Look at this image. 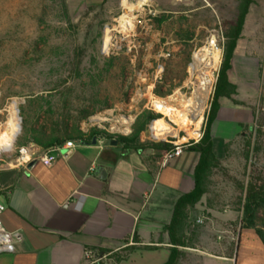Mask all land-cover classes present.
<instances>
[{
    "label": "rangeland",
    "instance_id": "rangeland-1",
    "mask_svg": "<svg viewBox=\"0 0 264 264\" xmlns=\"http://www.w3.org/2000/svg\"><path fill=\"white\" fill-rule=\"evenodd\" d=\"M240 1L0 0V196L32 158L53 148L37 140L54 131L65 136L66 124L72 134L76 127L87 135L97 128L128 136L137 118L151 110L161 118L142 136L146 142L196 143ZM246 29L264 64V0H254ZM205 75L213 80L206 90ZM159 102L185 110L192 121L171 120ZM260 108L262 120L264 103ZM160 120L170 126L167 133L159 130ZM260 174L264 137L248 130L211 174L208 201L239 211L245 195L240 185Z\"/></svg>",
    "mask_w": 264,
    "mask_h": 264
},
{
    "label": "crops",
    "instance_id": "crops-1",
    "mask_svg": "<svg viewBox=\"0 0 264 264\" xmlns=\"http://www.w3.org/2000/svg\"><path fill=\"white\" fill-rule=\"evenodd\" d=\"M228 77L235 93L220 98L211 125L221 161L227 147L257 128L264 94V64L253 52L246 25ZM106 141H82L58 154L51 167L26 164L0 196L1 231L13 247L0 253V264H166L175 250L178 264H264V243L243 227L242 212L210 204L208 194L190 209L185 244H173L169 227L175 207L196 185V148L185 146L180 156L164 162L162 151H125ZM89 252L102 261L89 259Z\"/></svg>",
    "mask_w": 264,
    "mask_h": 264
},
{
    "label": "trees",
    "instance_id": "trees-1",
    "mask_svg": "<svg viewBox=\"0 0 264 264\" xmlns=\"http://www.w3.org/2000/svg\"><path fill=\"white\" fill-rule=\"evenodd\" d=\"M253 4L254 0H241L234 20L229 22L228 25L229 30L226 33L227 42L224 49L223 61L217 78L211 108L207 116L206 127L201 140L197 143L193 142L191 144L200 153V159L195 171V189L193 192L180 198L175 207L174 217L169 227L172 242L177 246H183L185 244L183 240V232L189 219L190 209L198 204L203 196L208 193V180L213 171L220 167V160L214 152L211 125L219 110L220 98H231V96L235 93V88L229 81L228 71L231 68V60L233 58L234 51L242 36L247 16L249 15L250 8ZM64 8L67 12L66 5H64ZM262 103H264L263 99ZM260 111L261 108H259V112ZM159 118H161L160 115L151 110H145L137 118V121L133 126V132L128 136L114 135L97 128L92 129L87 135L82 134L78 129H76V127H73L75 132L72 134L71 132H68V124H66L64 126V130H66L65 136L59 137L56 131H54L52 134L44 136L42 139H38L37 143L44 149H48L58 145H63L67 141L71 140L92 143L94 139L101 137L107 140H117L119 145H121L125 151L133 150L137 152H146L151 149L165 153L174 148L170 142L149 144L142 137L148 130L151 122ZM256 131L259 139L264 137V119H258ZM21 145L23 144L21 143ZM240 187H242L241 189L245 193L244 199H241L243 200V206L239 209V211L242 212L243 227L255 230L264 243V177L262 174L252 176L246 186L240 185ZM4 193L5 191L2 194ZM102 252L106 253L108 250H103ZM179 258L180 253L175 250L166 264H178Z\"/></svg>",
    "mask_w": 264,
    "mask_h": 264
},
{
    "label": "built area",
    "instance_id": "built-area-1",
    "mask_svg": "<svg viewBox=\"0 0 264 264\" xmlns=\"http://www.w3.org/2000/svg\"><path fill=\"white\" fill-rule=\"evenodd\" d=\"M81 142L82 141H74V140L67 141L63 145L55 146L51 150L44 152L43 154L39 155L37 158H32L31 161H40L44 165L51 167L55 163L58 154H61V153H64L65 155L68 154L70 150L75 149L79 144H81ZM184 149H185V145H175L173 149L164 153V156H163L164 162H168L174 159L175 157L180 156L183 153ZM21 152L24 155L29 157V154L28 152H26L25 149H23ZM4 210H5V206L0 204V215ZM197 223L201 224L202 220L198 219ZM12 250H13V247L11 246L9 242L8 236L2 233L1 226H0V253L5 252V251L9 252ZM88 258L92 259L93 253L89 252ZM102 258L103 257L96 259V263L102 261Z\"/></svg>",
    "mask_w": 264,
    "mask_h": 264
},
{
    "label": "bare ground",
    "instance_id": "bare-ground-1",
    "mask_svg": "<svg viewBox=\"0 0 264 264\" xmlns=\"http://www.w3.org/2000/svg\"><path fill=\"white\" fill-rule=\"evenodd\" d=\"M211 49V48H210ZM209 52V51H207ZM210 54V53H209ZM208 54V55H209ZM209 58V57H208ZM214 58L215 60L217 61L219 59V53L215 54L214 55ZM198 59V58H197ZM205 59V58H204ZM213 59V58H212ZM209 66V65H208ZM211 70V69H210ZM208 75V74H207ZM205 75L206 77L203 78V85L205 87V90L208 88H210V85L213 83V80L209 77ZM175 104V103H174ZM159 108L160 110L162 111V113L166 116V117H169L171 120H175L177 118L179 122H181V124H183L184 122L188 123L190 121H187V117H188V113L185 112V110H179L177 108H175L174 106L170 105L169 103H160L159 102ZM189 107V106H188ZM186 107V109L188 108ZM191 111V110H190ZM198 116V115H197ZM14 124V118H11L8 122H7V128L10 129ZM159 130L162 131V133H167V130H168V127L170 126H167L165 124V122L163 120H160L159 121ZM170 130V129H169ZM1 143V142H0Z\"/></svg>",
    "mask_w": 264,
    "mask_h": 264
},
{
    "label": "water",
    "instance_id": "water-1",
    "mask_svg": "<svg viewBox=\"0 0 264 264\" xmlns=\"http://www.w3.org/2000/svg\"><path fill=\"white\" fill-rule=\"evenodd\" d=\"M218 75H219V73L218 72H216L215 73V77L216 78H218ZM18 110V112H19V109H17ZM21 119V118H20ZM93 144H97V139H94L93 140ZM119 144V142L117 141V140H107L106 141V145H110V146H117ZM149 153H151L152 151L151 150H149L148 151Z\"/></svg>",
    "mask_w": 264,
    "mask_h": 264
}]
</instances>
